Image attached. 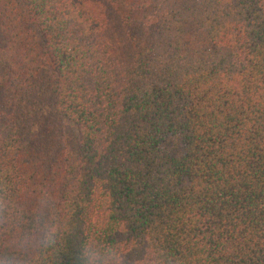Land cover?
Instances as JSON below:
<instances>
[{
  "label": "trees",
  "instance_id": "16d2710c",
  "mask_svg": "<svg viewBox=\"0 0 264 264\" xmlns=\"http://www.w3.org/2000/svg\"><path fill=\"white\" fill-rule=\"evenodd\" d=\"M0 249L41 200L84 238L264 264V0H0Z\"/></svg>",
  "mask_w": 264,
  "mask_h": 264
},
{
  "label": "clouds",
  "instance_id": "9594fccd",
  "mask_svg": "<svg viewBox=\"0 0 264 264\" xmlns=\"http://www.w3.org/2000/svg\"><path fill=\"white\" fill-rule=\"evenodd\" d=\"M11 207L0 196V220H6ZM47 199L41 200L26 231H22L11 248L0 249V264H32L30 254L56 248L61 239V227L49 211ZM73 264H177L175 258L161 248L151 236L142 238L123 234L114 243L101 245L84 238L78 245Z\"/></svg>",
  "mask_w": 264,
  "mask_h": 264
}]
</instances>
